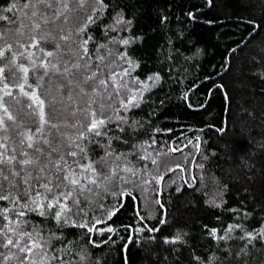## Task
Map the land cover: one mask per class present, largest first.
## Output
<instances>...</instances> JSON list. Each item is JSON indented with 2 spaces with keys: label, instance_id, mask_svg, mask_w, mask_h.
<instances>
[{
  "label": "trees",
  "instance_id": "trees-1",
  "mask_svg": "<svg viewBox=\"0 0 264 264\" xmlns=\"http://www.w3.org/2000/svg\"><path fill=\"white\" fill-rule=\"evenodd\" d=\"M32 2L0 0V48L10 43L25 57L33 53L37 65L51 60L60 72L65 64L77 62L74 53L79 51V63L88 61L91 68L88 73L73 69L72 76L49 70L44 76L43 67L33 71L28 59L17 56V62L30 69L25 91L35 90L45 101L46 119L57 127L44 124L39 131V115L28 108L32 101L13 87V97L3 100L17 117L16 124L6 121L8 131L0 132V137H10L9 150L15 146L21 151L20 132L33 135L46 155L50 147L45 139L61 152L76 150L67 145L83 122L81 109L91 105L90 110L100 112V95L93 96L83 85L84 75L97 72V65L109 92L119 88L121 79L133 92L144 83L149 89L138 107H121L127 98L122 89L107 98V134L79 141L87 152L83 163L100 161L111 151L120 156V169L138 173L119 171L111 190H98L93 198L107 205L109 214L115 212L111 219L104 215L107 223L97 228L111 226L114 232L90 233L75 226L94 222L103 215L99 209L60 223L27 211L25 219L49 238V255L59 257L50 264H60L61 259L64 264H264V235H256L264 233V0H103L97 9L85 4L82 10L66 13L67 22L60 17L56 24L63 31L41 41L39 48H18V43H30L28 35L19 36L15 30L22 21L31 25L24 20L30 9L23 6ZM69 5L78 7L73 0ZM41 9L51 17L50 10ZM22 31L30 34L29 27ZM69 34V39L61 38ZM125 39L128 45L122 43ZM47 52L54 55L48 57ZM6 56L11 60L12 53ZM7 62L0 61V67ZM130 67V76L109 79L113 72ZM156 75L158 81L148 79ZM133 79L140 84H133ZM81 86L87 94L81 93ZM177 146L183 153L172 150ZM23 150L31 152L26 144ZM66 159L71 162L73 157ZM0 185L9 187L2 178ZM4 208L20 211L19 205L0 201V210ZM9 216L15 218L11 212ZM247 233L253 235L251 241ZM10 252L15 249L0 248V253Z\"/></svg>",
  "mask_w": 264,
  "mask_h": 264
},
{
  "label": "snow or ice",
  "instance_id": "snow-or-ice-1",
  "mask_svg": "<svg viewBox=\"0 0 264 264\" xmlns=\"http://www.w3.org/2000/svg\"><path fill=\"white\" fill-rule=\"evenodd\" d=\"M73 3L78 7H70L69 0H34L32 3L25 4L23 7L30 9V12L25 13L24 20H30L31 25L29 26L22 21L21 27L16 29L15 32L19 36L28 35L30 43L27 46L23 43H18L17 47L39 48L41 41L46 42L49 39H53L57 31H63L56 24V21L60 17L63 16L65 22H67L68 16L65 15L66 13L82 10L85 4L92 9H97L98 5H103V0H73ZM41 6H43V9L51 11V17H49L46 11L41 9ZM14 7L16 5L12 6V8ZM12 8H5L4 11H12ZM87 20L92 22V16H88ZM42 25L46 27L42 28ZM25 27L30 28V34L22 31ZM80 30L83 31V29ZM70 35L62 36L61 38L69 39ZM3 39V35H0V40ZM87 43V40L83 41V45L85 46L83 47V53L85 56L88 55ZM122 43L128 45L129 40L125 39ZM57 47L59 48V45ZM6 53H12L11 60H8ZM33 55V53L29 52L25 57L24 52H14L13 45L10 43L0 48V61H8L4 67H0V84H2L3 88V96H0V110L3 112V115H0V132L6 133L8 131L6 121H12L14 125L16 124L17 117L13 116L9 109L4 106L3 100L4 96L13 97L11 90L13 87H18L21 93L32 101L28 105V108L31 110L30 114L39 115L41 121L39 131H43L44 124H48L50 127H57L46 119L45 101L35 90H32L31 93L25 91L30 69L23 63H18L17 56L28 59L33 71L43 67L44 76L48 75L49 70L54 74L58 73L60 75L72 76L75 75L73 69L77 72L82 71L88 73L91 68L88 61H85L83 64L79 63V60L83 59L79 51L74 53L77 57V62L70 63V66L65 64L63 72H60L57 64L51 60L47 61L46 66L43 61L40 65H37L35 60L32 59ZM53 55V52L46 53L48 57ZM100 59L103 62L104 57ZM127 62L130 65L132 64L131 60ZM96 67L98 69L97 72L84 75L83 85L91 88L93 96L100 95V112L97 114L96 111L90 110L91 105L81 109L83 122L77 127L76 137L67 145L68 148H75L76 150L61 152L60 148L51 147V142L45 139L43 143L50 147V151L46 155L45 150L38 146L40 142H34L33 135L20 132L21 139L19 140V145L21 146V151L17 152L15 146L9 150V136L5 135L0 137V178L9 184L7 190H4L3 186L0 185V201H9L11 204L19 205L20 207V211H16L15 208H4L0 210V216L5 221V223L0 225V248L15 249V252H10L8 255L0 253V264H8L11 260H15L16 264H50L51 260L59 259V257L49 255V238L44 237L38 228L32 225L29 220L25 219L27 211L29 210L36 212L42 217L55 218L60 223L62 221L66 222L70 216H80L81 213L87 217L89 212L94 213L99 209L103 212V215L95 218L94 222L89 224L85 220L84 223H77L75 226L85 228L90 233L93 231H100L101 233L105 231L109 233L114 232L111 226L103 229L97 228V225L107 223L104 215H107L108 219H111V216L115 215V212L109 214L108 206L97 203L93 198L98 196V190L103 192H109L111 190V187L118 178L119 171L131 172L134 176L138 175V173L127 167L120 169L119 164L116 163L120 159V156H114L111 151L106 152L105 156L100 158V161L89 160L88 163H83L82 161L87 159V152L86 147L79 143V141L89 140L91 142L90 137H102L107 134L104 129H106L107 124L111 123V117H105L104 115L105 108L111 107L110 104H105L104 102L107 98L112 95H119L122 89L127 93V98L121 100V107L124 109L138 107L143 92L149 89L146 83L140 84L138 80L133 79V84H140V88L133 92L129 83L121 79L119 88H114L112 92H109L108 88L110 85L108 80L100 78L103 73L99 71V65ZM105 67L108 66L105 65ZM6 69L8 72L7 75H5ZM132 70L130 67L124 69L122 73L113 72L109 79L115 82L118 76L121 78L130 76ZM148 79L158 81L160 77L156 75ZM17 80H23L24 82L17 85L15 83ZM69 84H71V80H69ZM27 87L31 88V85H27ZM99 89H104L105 91L100 93ZM80 91L82 94H87L83 86H81ZM54 100L55 98H53V102ZM92 103H96V101L93 100ZM37 109H39L38 113ZM73 127L76 126L74 125ZM60 143L61 147H64L63 138ZM189 143H192V141H189ZM25 144L26 148L31 150V152L23 150ZM198 148L199 146L197 145ZM172 150L183 153V148L179 146L174 147ZM67 156L73 157V160L69 162L66 159ZM142 158L147 159L148 157L144 156ZM152 163L155 164L157 161L153 160ZM96 164L100 166L96 167ZM5 166H7V174H5ZM172 171H175V169H172ZM12 177H16V181H13L11 179ZM153 178L162 179L163 177L157 178L154 176ZM20 181L23 182V187H21ZM126 182L130 183L131 181ZM157 203L159 202L157 201ZM112 207L115 208L116 205ZM9 212L15 217L14 219L10 218ZM161 223H164V221H161ZM148 230L158 231V229ZM140 231H144V229L142 228ZM213 235H215L214 231ZM256 235L260 236L264 235V233H257ZM247 239L251 241L253 235L247 233ZM94 246L99 247L98 244ZM60 264H64L62 259L60 260Z\"/></svg>",
  "mask_w": 264,
  "mask_h": 264
}]
</instances>
